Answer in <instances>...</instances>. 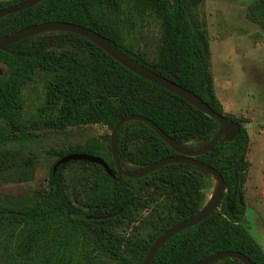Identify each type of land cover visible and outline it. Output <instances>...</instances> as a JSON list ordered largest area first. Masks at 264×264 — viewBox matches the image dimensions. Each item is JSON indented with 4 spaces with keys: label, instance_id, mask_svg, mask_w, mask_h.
I'll list each match as a JSON object with an SVG mask.
<instances>
[{
    "label": "trees",
    "instance_id": "1",
    "mask_svg": "<svg viewBox=\"0 0 264 264\" xmlns=\"http://www.w3.org/2000/svg\"><path fill=\"white\" fill-rule=\"evenodd\" d=\"M22 1H0V11ZM202 1L45 0L1 18L0 38L46 22L82 26L224 115L215 95L207 36L193 26L187 10V6ZM121 17L128 23H142L149 18L160 23L162 47L156 62L146 61L122 43L117 34ZM246 17L264 31V0L250 5ZM8 51L21 56L0 51V62L9 68L8 76H0V168L14 169L4 177L6 183L34 180L32 159L16 169L6 162V158H17L27 150V143L34 138L33 130L65 132L72 126L103 125L112 132L123 118L140 116L156 124L174 143L193 152L209 145L220 130L218 121L193 104L125 69L81 36L59 31L43 33L10 45ZM42 74L52 77L46 86V102L33 119H27L22 92ZM227 119L241 125L239 133L229 142L222 139L210 153L198 157L216 169L228 186L221 206L202 223L171 238L152 264H197L222 252L241 253L253 264H264V250L244 225L251 138L243 126L245 122ZM105 141L54 150L57 160L50 173L49 190L36 192L34 205L16 207L0 201V264H92L94 253L115 264H142L148 250L165 232L206 206L208 192L214 188V177L208 171L174 163L138 179L120 176L109 135ZM117 152L127 173L179 156L141 121L121 127ZM75 154L104 160L127 187L112 179L101 165L83 162L91 167L94 180L82 203L84 209L73 207L66 194L65 177L66 169L74 162L54 168L61 159ZM155 195L170 202L171 214L157 236L134 242L119 235L116 230L125 222L136 223L139 213L150 208ZM227 197L233 203L232 212ZM103 211L106 213L101 216H115L88 219ZM214 264L243 263L224 259Z\"/></svg>",
    "mask_w": 264,
    "mask_h": 264
},
{
    "label": "rangeland",
    "instance_id": "2",
    "mask_svg": "<svg viewBox=\"0 0 264 264\" xmlns=\"http://www.w3.org/2000/svg\"><path fill=\"white\" fill-rule=\"evenodd\" d=\"M257 1L203 0L187 6V10L193 26L207 36L215 95L222 104L223 113L232 120L245 122L243 126L251 138L244 225L264 250V31L246 17L249 6ZM118 23L117 34L122 43L146 61L156 62L162 47L160 23L154 18L142 23L138 20L128 23L125 17H121ZM1 75H9V68L2 62ZM51 80V76L42 74L24 87L21 100L25 118L33 119L43 108L46 86ZM32 134L34 138L27 143V150L17 158H6V162L8 167L16 169L17 166L23 168L26 161L32 159L36 169L34 180L6 183L4 177L7 173L12 174L14 169L0 168V201L16 207L34 205L35 193L49 190L50 173L57 160L54 150L105 141L111 131L103 125H79L65 132L41 129L33 130ZM65 178L69 203L75 208H83L82 203L94 180L91 167L74 162L66 169ZM147 195L154 194L148 192ZM211 196L212 190L208 192V201ZM170 215V202L155 195L150 208L139 213L136 223L125 222L116 232L134 242L148 241L157 236ZM92 264L115 263L94 253Z\"/></svg>",
    "mask_w": 264,
    "mask_h": 264
},
{
    "label": "water",
    "instance_id": "3",
    "mask_svg": "<svg viewBox=\"0 0 264 264\" xmlns=\"http://www.w3.org/2000/svg\"><path fill=\"white\" fill-rule=\"evenodd\" d=\"M45 0H23L21 3L18 5H14L8 8H5L0 11V19L3 17H6L8 15H12L15 13H19L21 11L27 10L29 8H32L39 3L43 2ZM67 32V33H72L78 36H81L94 45H96L98 48H100L103 52H105L108 56H110L114 61H116L118 64L123 66L125 69L131 71L135 75L151 82L154 85H157L171 93L177 94L193 104L200 112L205 114L211 119H214L219 122L220 124V130L217 133V135L214 137V139L211 141V143L207 146H205L203 149L199 151H190L187 150L180 145L174 143L172 139L164 133L156 124H154L152 121L140 117V116H127L120 120L117 125L114 127V129L111 132L110 135V147H111V152H112V157L115 163V168L117 173L120 176H127L130 178L138 179L145 177L158 169L169 165V164H174V163H181V164H187V165H192L196 166L199 168H202L209 173H211L214 177V184L215 181L218 180L220 187L216 191L215 196L213 198L212 203H207L206 206L203 208L201 212H199L197 215L194 217L190 218L187 221H184L182 223H179L169 229L167 232H165L148 250L143 263L142 264H152L155 256L157 255L158 251L174 236L179 234L180 232L189 229L191 227H194L203 221H205L209 216H211L216 210L219 209V207L222 204V201L225 197V193L228 192V186L225 184L222 176L220 173L212 168L211 166L203 163L198 159V157L204 156L208 153H210L215 146L222 140L224 139L225 141L229 142L234 139V137L239 133L241 129V125L229 121L227 117L224 115H220L216 113L209 105H207L205 102H203L200 98L195 96L193 93L183 89L179 85H176L175 83L169 81L168 79L161 77L160 75L154 73L147 67L139 64L135 60L127 57L124 53L119 51L117 47L109 42L105 37L99 35L98 33L84 28L82 26L70 24V23H65V22H46L40 25H35L29 28H26L24 30L18 31L16 33H13L9 36H6L4 38H0V51L1 52H9L8 47L12 44H15L19 41H22L24 39L30 38L35 35L43 34V33H48V32ZM11 53V52H9ZM12 55L16 56H21L20 54H15L11 53ZM131 121H141L148 126H150L154 132L165 142L167 143L174 151H176L179 156L178 157H173V158H168L165 160H162L146 169H143L141 171L135 172V173H127L120 165V160L117 152V135L125 124L131 122ZM244 159H241V162ZM88 162V163H94L101 165L107 174L114 180H116L121 186L127 187V184H125L121 178H117L116 174L114 173L113 170H111L108 166V164L98 158V157H93L90 155H85V154H75V155H69L63 159H61L56 165L54 170L62 164H66L69 162ZM235 177L238 179V170H235ZM241 184V181L239 182ZM227 204L229 211H233V203L230 201V197L226 198ZM115 215L111 216H105V217H97V216H90L88 219L90 220H105L107 218L113 217ZM224 259H236L242 262L243 264H253V262L245 255L237 252H222L215 254L197 264H214L217 262H220Z\"/></svg>",
    "mask_w": 264,
    "mask_h": 264
},
{
    "label": "bare ground",
    "instance_id": "4",
    "mask_svg": "<svg viewBox=\"0 0 264 264\" xmlns=\"http://www.w3.org/2000/svg\"><path fill=\"white\" fill-rule=\"evenodd\" d=\"M219 187H220V184H219V181L218 180H216L215 181V184H214V188H213V197L210 199V201L208 202V203H212V201H213V198H214V196H215V193H216V191L219 189Z\"/></svg>",
    "mask_w": 264,
    "mask_h": 264
},
{
    "label": "crops",
    "instance_id": "5",
    "mask_svg": "<svg viewBox=\"0 0 264 264\" xmlns=\"http://www.w3.org/2000/svg\"><path fill=\"white\" fill-rule=\"evenodd\" d=\"M1 1H9V0H1ZM246 125H247V123H246Z\"/></svg>",
    "mask_w": 264,
    "mask_h": 264
},
{
    "label": "flooded vegetation",
    "instance_id": "6",
    "mask_svg": "<svg viewBox=\"0 0 264 264\" xmlns=\"http://www.w3.org/2000/svg\"><path fill=\"white\" fill-rule=\"evenodd\" d=\"M117 215V214H116ZM97 217H105V216H97Z\"/></svg>",
    "mask_w": 264,
    "mask_h": 264
}]
</instances>
